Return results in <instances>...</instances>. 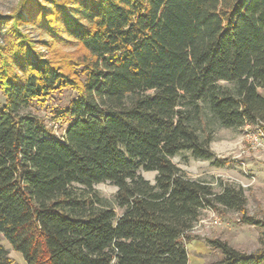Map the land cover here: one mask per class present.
Instances as JSON below:
<instances>
[{"label":"trees","instance_id":"16d2710c","mask_svg":"<svg viewBox=\"0 0 264 264\" xmlns=\"http://www.w3.org/2000/svg\"><path fill=\"white\" fill-rule=\"evenodd\" d=\"M42 1L0 16V264H14L3 238L26 264H189L202 213H243L247 198L216 193L173 159L215 163L211 121L264 130V0ZM25 22L48 33L50 49L65 35L83 55L36 53ZM66 90L77 95L52 110L62 136L25 113ZM105 183L118 188L120 215L94 192ZM244 222L264 239V222ZM208 244L223 257L213 264H264V247Z\"/></svg>","mask_w":264,"mask_h":264},{"label":"rangeland","instance_id":"374dc122","mask_svg":"<svg viewBox=\"0 0 264 264\" xmlns=\"http://www.w3.org/2000/svg\"><path fill=\"white\" fill-rule=\"evenodd\" d=\"M20 2L21 0H0V16H12L19 8ZM42 2L51 9L49 2L44 0ZM20 29L31 41L36 53L49 57L52 51H56L55 53L66 60L77 59L84 53L78 44L65 35L62 36L65 41L53 42L54 49H50L48 44L53 40L48 33L29 22H25ZM0 44H4L3 38H0ZM79 69L75 67V70ZM221 84L229 88L233 87L225 82ZM261 93L264 95V91ZM76 95L75 91H63L56 94L55 99L48 104L47 108L33 107L25 113L36 114L44 118L48 126L53 128L57 135L62 136L63 127L61 128L59 123L52 121V110L55 107L66 108ZM4 105L5 100L0 93V110ZM207 132L212 136L210 148L216 155L215 163L196 160L190 152L181 153L173 161L191 179L209 183L216 193H220L227 186L242 188L247 198V205L243 213L222 207L208 209L202 213L200 220L189 234L191 240L186 243L189 264H213L223 259L219 251L209 246L210 240L227 242L238 252L247 255L256 254L264 247L262 231L244 222V215L264 222V130L257 126L224 129L211 121ZM140 173L152 184L155 183L157 173L144 171ZM77 188L83 198L95 195L84 188ZM94 192L109 207L114 208L118 215L122 213L115 204L117 187L110 183L100 184L94 187ZM94 201L96 202L95 197H93ZM96 206L100 205L96 203ZM2 243L9 250L14 264H26L23 256L14 251L7 240L3 238Z\"/></svg>","mask_w":264,"mask_h":264}]
</instances>
